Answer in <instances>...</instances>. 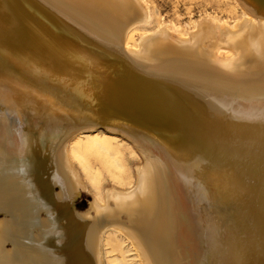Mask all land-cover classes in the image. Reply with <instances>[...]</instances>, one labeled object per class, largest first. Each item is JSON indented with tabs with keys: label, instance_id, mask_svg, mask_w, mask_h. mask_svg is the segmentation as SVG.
<instances>
[{
	"label": "bare ground",
	"instance_id": "6f19581e",
	"mask_svg": "<svg viewBox=\"0 0 264 264\" xmlns=\"http://www.w3.org/2000/svg\"><path fill=\"white\" fill-rule=\"evenodd\" d=\"M232 1L131 47L142 0H0V264H105L112 231L139 264H264V0ZM97 131L139 161L81 213L67 145Z\"/></svg>",
	"mask_w": 264,
	"mask_h": 264
},
{
	"label": "rangeland",
	"instance_id": "374dc122",
	"mask_svg": "<svg viewBox=\"0 0 264 264\" xmlns=\"http://www.w3.org/2000/svg\"><path fill=\"white\" fill-rule=\"evenodd\" d=\"M142 1L148 10L149 22L131 32L127 40L131 47L136 45L142 35L155 32L165 25L173 37L191 32L196 22L203 18L232 25L242 17L241 11L235 7L232 0ZM67 150L90 190L83 191L76 199L74 206L77 212L82 213L88 209L92 199L91 193L100 197L108 186L129 189L133 184V170L139 157L129 145L119 139L110 138L97 131L92 135L72 139L67 145ZM54 189L59 191L58 186ZM103 242L105 264H139L130 246L115 232H108Z\"/></svg>",
	"mask_w": 264,
	"mask_h": 264
},
{
	"label": "water",
	"instance_id": "95a60500",
	"mask_svg": "<svg viewBox=\"0 0 264 264\" xmlns=\"http://www.w3.org/2000/svg\"><path fill=\"white\" fill-rule=\"evenodd\" d=\"M98 128H99V129H103L104 127H103V126H99Z\"/></svg>",
	"mask_w": 264,
	"mask_h": 264
}]
</instances>
